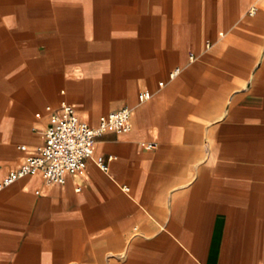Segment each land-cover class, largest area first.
I'll return each mask as SVG.
<instances>
[{"label":"crops","instance_id":"crops-1","mask_svg":"<svg viewBox=\"0 0 264 264\" xmlns=\"http://www.w3.org/2000/svg\"><path fill=\"white\" fill-rule=\"evenodd\" d=\"M63 102L130 129L0 188V264H264V0H0V183Z\"/></svg>","mask_w":264,"mask_h":264},{"label":"built area","instance_id":"built-area-1","mask_svg":"<svg viewBox=\"0 0 264 264\" xmlns=\"http://www.w3.org/2000/svg\"><path fill=\"white\" fill-rule=\"evenodd\" d=\"M254 12V7L249 13ZM211 47V41H205V48ZM190 60L195 55L190 54ZM179 68L171 72L175 76ZM131 110L121 107L100 116L99 124L90 127L86 121L79 118L74 107L67 103L60 104V111L53 112L50 123L44 131L43 143L38 147L35 155L29 156L24 163L9 171L5 179L0 183V188L13 183L16 179L25 175L39 173L47 183L62 184L67 173H75L84 168L85 163L92 157V140L101 135L105 130L111 129L116 132H126L130 129ZM147 148L154 147L148 143ZM24 149V146H20ZM112 157L105 159L96 157L94 162L103 171H107V162Z\"/></svg>","mask_w":264,"mask_h":264}]
</instances>
